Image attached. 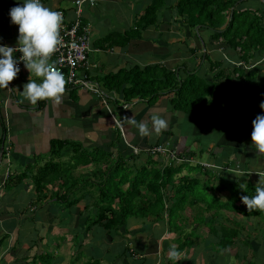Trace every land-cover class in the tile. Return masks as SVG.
<instances>
[{
  "label": "crops",
  "instance_id": "1",
  "mask_svg": "<svg viewBox=\"0 0 264 264\" xmlns=\"http://www.w3.org/2000/svg\"><path fill=\"white\" fill-rule=\"evenodd\" d=\"M76 1L43 0V3L62 10L70 21L77 18ZM152 1L93 0L81 6L80 19L90 28L89 70L108 95L107 103L94 92L72 87L66 89L59 103L42 99L34 104L22 91L30 78L41 80L42 77L31 74L26 67L21 68L8 87H0V264H175L168 256L170 246L179 247L177 239L194 232L190 231L194 218L205 217L207 222L215 216V219H224L215 220L209 228L208 224H203L208 228L206 238L197 240L195 232L196 237L188 241L189 246L182 252L183 259L177 264H264V223L258 221L263 211L259 209L246 216L255 220L252 230L242 225L243 220H247L244 214L237 213L242 216V222L237 221L241 239L229 250L219 247L222 239L219 228L226 222L225 208L206 212L199 202L201 198L197 199L195 207L177 212L175 231L169 226L168 211L163 212L162 220L130 218L115 230H105L91 223L98 213V190L109 186L111 180L110 175L103 181L99 170L106 169V164L119 162L123 163L131 180L149 175L155 168L162 169L167 162L166 157H152L147 152L148 148L159 144L173 149L179 158L196 162L182 167L176 175L177 182L180 177H187L198 180L202 188L209 185L224 190L225 182L234 183L244 177L254 187L264 183V153L255 148L251 135H239L238 129L225 138V111L217 97L205 109L185 114L173 109L171 96H163L152 103L134 98L132 101L138 102L130 105L121 92L109 91L100 79L136 65L175 70L185 64L188 71L196 69L207 82L215 83L205 60V55H209L205 47L208 48L210 35L207 33L206 42L198 34L183 36L179 30L185 25L176 19L175 9L167 11L166 6L163 7L158 13L159 27H150L141 32V37L121 44L124 34L135 26ZM177 1L168 0L166 5L174 6ZM255 1L264 3V0H250L247 5L264 7ZM17 3L22 0H0V43H18L19 26L11 22L9 15L10 8ZM197 41L202 47L197 46ZM258 61L262 63L258 71H264V58ZM180 77L184 79L186 75L181 72ZM255 83L259 84L257 79L252 85ZM218 84L222 85L223 81ZM259 85L264 93V83ZM126 104L129 105L124 109ZM115 118L122 123V132L116 128ZM161 118L166 122L163 126L158 123ZM141 122L146 125V131L140 129ZM241 139L251 141V148L247 150L251 151V161L246 159ZM60 144H63L61 148ZM236 152L243 157L234 158ZM52 153L54 162L49 165L50 172L46 176L53 181H47L39 192L34 178L36 172L41 176V170L47 167L43 162L41 168L40 161ZM86 156L91 162L84 163ZM102 157L105 158L103 162ZM57 161L64 162L70 173H65ZM195 165L200 166L201 171L192 170ZM228 165L239 167L238 170L227 167L236 173L234 178L225 179ZM214 175L218 178H213ZM130 183L127 181L122 188L126 190ZM178 187L176 183L167 192L174 193ZM221 191H215L216 197ZM145 193L146 190H142V194ZM186 198V201H196V196L191 194ZM225 201L224 198L220 202ZM241 202L236 205L249 208L243 200ZM254 223L260 228L258 234L252 236V231L257 230L253 229Z\"/></svg>",
  "mask_w": 264,
  "mask_h": 264
},
{
  "label": "trees",
  "instance_id": "2",
  "mask_svg": "<svg viewBox=\"0 0 264 264\" xmlns=\"http://www.w3.org/2000/svg\"><path fill=\"white\" fill-rule=\"evenodd\" d=\"M167 1L153 0L146 6L143 15L136 20L135 26L124 34L121 44H127L129 40L141 37V32L150 27H159L158 13L166 6L167 11L175 9L176 19L183 22L189 30L195 32L194 28L199 26L197 34L201 30L207 31L210 35L208 42L210 45L222 43L223 46L233 50L240 64L232 63V66H228L224 60L211 58L206 54L205 60L209 64L208 71L213 73L215 81L212 84L202 78L196 69L188 71L185 66L170 70L158 66L140 68L136 65L100 78L109 91L121 92L124 100L128 102L134 98H141L152 103L163 96H171L170 102L175 111L195 114L205 109L216 98L219 93V82L226 80L229 83L248 84L253 81L257 72L255 69L248 70L247 68L254 61L264 58V7L247 5L250 0H178L174 6L166 5ZM262 4L264 6V3ZM181 72L186 75L184 79L180 77ZM242 96V93L239 94V99ZM248 96V108L251 113H244L232 103L233 112L238 115L236 123L239 135H251L252 121L258 113L264 112V108L260 106L261 101H264V93L259 84L251 86ZM226 99L232 100L230 97ZM59 146L61 148L63 144ZM91 157L94 159L95 155ZM84 159V163L91 162L88 156ZM103 160H105L104 157H102V162ZM183 160L180 163L176 160H167L162 169L155 168L151 174L134 177V180L128 176L123 163L117 162L115 165L105 163L106 169L99 170V172L103 181H106L111 175V180L108 182L110 185L100 187L98 190L96 202L98 213L91 223L99 225L105 230H115L124 226L130 218H146L149 221L162 220L163 212L168 211L169 226L175 231L177 230V212L185 210L187 207H195L198 205L197 201L199 200L197 199L200 198L199 202L203 203L206 212L225 208L232 209L237 213L241 212L245 216L254 214L253 210L244 208L242 204L236 205L238 201L242 200L243 195L255 194V187L248 178L244 177L243 180L240 178L231 184L225 182L229 196L222 203L215 193L216 190H223L220 186L211 187L208 185L205 188H198V180L187 177H180L178 182L176 181V175L180 173L182 167L190 163V159ZM153 163L158 164L156 161ZM200 166L195 165L191 169L201 171ZM41 171V180L38 174L34 178L36 189L39 192L45 188L47 181H53L51 177L47 179L46 176L50 172L49 166ZM127 181H131V183L124 190L122 187ZM176 183H179V187L170 196L167 191L169 188L172 189ZM142 190H146L149 196L145 195L146 193L142 194ZM208 190L209 192H207ZM190 194L196 196L195 202L186 201V197ZM260 215L262 216L261 222L264 223V213ZM215 218L216 216L206 222L205 217H197L194 218V223L198 225L206 223L211 226L216 222ZM231 223L233 226L225 225L222 239L219 242V247L225 250H229L238 239H241L240 225L237 221ZM194 237H196L195 231L187 234L183 239L178 238L177 241L180 242L178 249L183 252L189 246L188 241Z\"/></svg>",
  "mask_w": 264,
  "mask_h": 264
},
{
  "label": "clouds",
  "instance_id": "3",
  "mask_svg": "<svg viewBox=\"0 0 264 264\" xmlns=\"http://www.w3.org/2000/svg\"><path fill=\"white\" fill-rule=\"evenodd\" d=\"M9 15L11 22L19 26V36L16 45L0 43V87H8L17 77L21 71L19 61L23 60L31 74L42 77L41 80L30 78L25 83L22 91L25 97L34 104L42 99L59 103L68 81L65 73L55 67L51 56L62 41L63 13L46 6L43 0H22L10 8ZM17 51L22 52V56L17 57ZM260 106L264 108V101ZM158 123L163 126L166 122L161 118ZM252 124L253 145L264 153V112L258 113ZM139 127L142 131L147 130L143 122ZM242 200L249 209L264 210V183H257L255 194L243 195ZM168 256L175 264L183 259L182 251L176 245L170 246Z\"/></svg>",
  "mask_w": 264,
  "mask_h": 264
},
{
  "label": "rangeland",
  "instance_id": "4",
  "mask_svg": "<svg viewBox=\"0 0 264 264\" xmlns=\"http://www.w3.org/2000/svg\"><path fill=\"white\" fill-rule=\"evenodd\" d=\"M256 2V1H255ZM256 3H262V2H259V1H257ZM253 5V4H252ZM182 26H180V28H181ZM199 26H196L195 28H194V31L196 32H193L192 30H188V32H187V28L185 27V26H183L182 28H181V30H179L182 34H183V36H186L187 34H191V35H196L197 33H198V30H199ZM183 31V32H182ZM198 35H200L201 36V38H202V40L203 41H205L206 42V39H207V31H205V30H201L200 32H199V34ZM191 40H193V41H195L193 38L191 39ZM191 40H190V43L189 44H191ZM184 43V42H183ZM197 46H200V47H202V43H199L198 41H197ZM215 45V46H214ZM205 47V46H204ZM215 47V48H214ZM214 48V49H213ZM205 51L209 54V56H212V58H215V59H221V60H224V62H225V64L226 65H228V66H232L233 64L232 63H234V64H237V65H239L240 64V62H239V60L235 57V52L233 51V50H230L227 46H223L222 45V43H217V44H213V47L211 48V47H209V44H208V48L207 47H205ZM188 52V51H187ZM259 63H260V61H254L247 69L248 70H254L255 69V71H257L258 73H257V75L255 76V78H254V80L252 81V83L250 82V84H243L242 82H227L226 80H223V84L221 85V84H218L219 85V93H218V95L216 96L218 99V101L220 102V106H221V108H222V110L223 111H225V138H227V137H229L230 135H229V133L231 134V131L232 130H236L237 131V119H238V115L237 114H235L234 112H233V105H232V103H234L237 107H238V109H240V110H243V112L244 113H251V110H249V108H248V94H249V86L250 85H252L254 82H255V80L257 79V83H264V71H258V66H259ZM262 63H260V65H261ZM177 65H180L179 63L177 64ZM183 66H185V64H182ZM181 65V67H183ZM207 66V65H206ZM181 67H179V68H181ZM178 68V69H179ZM187 68V67H186ZM215 71V70H214ZM261 72V74H259ZM210 74H213V73H211L210 72ZM182 76H184V75H181V77ZM262 76V77H261ZM256 84V83H255ZM244 85V86H243ZM225 92V94H223L222 92ZM243 94V96L239 99V94ZM222 95V96H221ZM232 98V100H230V99H226V98ZM219 98H222L221 100L219 99ZM227 101V102H226ZM229 101H230V103H229ZM136 102H138V100H130V105H133V104H136ZM224 104V105H223ZM129 104H126L125 106H124V109H126V107L128 106ZM217 126H218V123H217ZM213 128H216L215 127V125L213 126ZM233 133V132H232ZM241 141V144L243 145V147H244V149H245V152H247V154H245L246 155V159L247 160H250L251 161V157H252V154L251 153H249V152H251V151H247L249 148H251V141H245L244 139H241L240 140ZM234 142V141H233ZM226 143V142H225ZM248 154H250V155H248ZM161 156H163V155H161ZM235 156H237V157H240V158H242L243 156L242 155H239V153L238 152H236L235 153V155H234V158H236ZM53 157H54V154L52 153V154H50V156H48V158L47 159H43L44 161H40V167H41V164L43 163V162H46V166H49L50 164H53V162H54V160H53ZM165 157V156H164ZM66 159V158H65ZM65 159H63V160H65ZM193 161V160H192ZM191 161V162H192ZM59 161H57V163H58ZM234 162V161H233ZM67 163H69V161H67ZM192 163H195L196 164V162H192ZM54 165H56V164H54ZM58 165L60 166L61 165V168H63L64 170H65V173H70V170L68 169V168H65L64 166H66L65 164H64V162H62L61 161V164L60 163H58ZM57 165V166H58ZM232 166V165H231ZM230 165H228V166H226L225 167V179H227L228 178V176H229V178H234V175L236 174L235 172H232V170H238V168L239 167H235V168H233V167H231ZM43 167V166H42ZM41 167V168H42ZM229 169H232V170H227L228 168ZM231 167V168H230ZM41 168H40V170H41ZM45 168V167H44ZM212 169V167L211 168H209L208 170H211ZM227 170V171H226ZM37 174H38V176H39V179L41 180V177H40V172L38 171V172H36ZM64 173V174H65ZM5 178H6V176H5ZM213 178H218V175H214L213 176ZM262 179H264V178H262ZM227 184H231V183H229V182H227ZM200 187V185L198 186V188ZM226 189V188H225ZM201 191H202V189H201ZM170 194H172L173 195V192H171L170 191ZM228 194H229V191H228V189H226V190H224L223 189V191H221V194H219L217 197H218V199L220 200V201H222V200H224V198H225V200H227L228 199ZM209 196H210V194H209ZM239 203H242L241 201H239ZM202 205V204H201ZM250 210H253L254 211V209H250ZM258 210V209H257ZM263 212H261V214L262 213H264V210H262ZM218 215L219 216H221L220 215V211L218 212ZM217 215V216H218ZM247 220L245 221V220H243V223H242V225H244L245 224V226L247 225V227H250V229L252 230V228H251V226H253V223L252 222H255V220H254V218H252V219H248L245 215H243ZM184 217L185 218H188V217H186L185 215H184ZM258 217H262L261 215H259ZM222 219H224V218H222ZM222 219H220V218H217L216 220L217 221H221ZM242 216H240L239 214H237V212L236 213H234V211L232 210V209H225V224L222 222L221 223V227L219 228V231H221V232H224V230H225V225H229V226H233V224L231 223V222H229V221H241L242 222ZM190 220V219H189ZM187 221V220H186ZM258 221H262V219H259ZM257 221V222H258ZM192 222H193V220H192ZM248 222V223H247ZM188 223H191V221H188ZM194 223V222H193ZM206 224V223H205ZM213 225V224H212ZM209 227H211V226H209L208 225V228ZM208 228L207 227H204L203 225L202 226H199V225H195V223L194 224H192V227H191V229H190V231H195L196 233H198L197 234V236H198V239L197 240H199L200 238H201V241H203L204 240V238H206V230H208ZM259 228H260V225L259 226H257L255 223H254V227H253V229H257V230H254V231H252V236H255L256 234H258V230H259ZM263 226L261 227V230L263 231ZM251 230H249V234L251 233ZM185 231H189V230H185ZM242 247L243 248H246V246L245 245H242Z\"/></svg>",
  "mask_w": 264,
  "mask_h": 264
},
{
  "label": "built area",
  "instance_id": "5",
  "mask_svg": "<svg viewBox=\"0 0 264 264\" xmlns=\"http://www.w3.org/2000/svg\"><path fill=\"white\" fill-rule=\"evenodd\" d=\"M93 0H77L76 4V14L77 18L68 21L66 15L63 13V24L61 26L62 41L56 48L51 56V60L55 62V67L59 68L65 73L68 83L66 84V89L72 87H79L86 89L90 92H94L98 97L107 103L108 95L106 94L103 87L93 79L90 73V63L89 54L91 53L90 46V28L88 25L84 24L81 17V6L84 2ZM16 56H22V52L17 51ZM20 68L25 67L24 61H19ZM116 128L122 132V123L114 119ZM149 155L159 156L163 155L167 160H176L180 163L184 161L176 156L173 149L167 147L164 144H159L147 149ZM206 166V165H205ZM9 174L6 175V180Z\"/></svg>",
  "mask_w": 264,
  "mask_h": 264
}]
</instances>
